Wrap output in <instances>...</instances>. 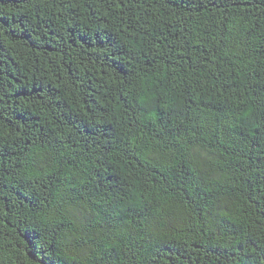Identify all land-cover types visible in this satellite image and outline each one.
Here are the masks:
<instances>
[{
	"label": "trees",
	"instance_id": "16d2710c",
	"mask_svg": "<svg viewBox=\"0 0 264 264\" xmlns=\"http://www.w3.org/2000/svg\"><path fill=\"white\" fill-rule=\"evenodd\" d=\"M0 264H264V0H0Z\"/></svg>",
	"mask_w": 264,
	"mask_h": 264
}]
</instances>
